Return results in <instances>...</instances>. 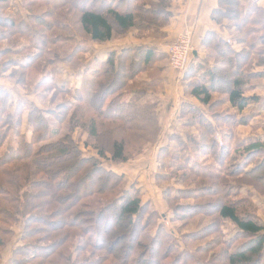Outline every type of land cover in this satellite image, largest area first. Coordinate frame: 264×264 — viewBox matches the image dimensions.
Listing matches in <instances>:
<instances>
[{"label":"trees","instance_id":"trees-1","mask_svg":"<svg viewBox=\"0 0 264 264\" xmlns=\"http://www.w3.org/2000/svg\"><path fill=\"white\" fill-rule=\"evenodd\" d=\"M257 1L247 6L243 0L217 1L211 19L218 25L225 20L232 23L234 42L228 44L210 31L204 35L200 47L206 51L205 61L213 58L212 65L199 80L185 83L187 94L202 107L186 100L178 116L184 120L187 114L181 128L200 126L199 142L194 143L193 151L187 138L174 132L156 155L155 179L169 202L191 199L194 203L182 206V211L188 209L189 219L194 216L193 208L210 206L211 214L203 213L210 221L198 230L210 231L189 238L196 241L194 250L201 251L200 257L180 250L170 233L159 228L151 233L150 219L157 213L151 211L143 220L149 204L143 202L141 188L136 183L127 184L123 174L105 167L102 161L126 162L155 141L160 130L159 101L152 100V94L162 86L163 69L158 63L167 55L149 45L93 52L92 43L105 44L130 32L140 39L165 37L164 29L172 18L171 0H34L27 4L23 19L2 17L1 12L14 5H10L11 0H0V26L9 29L0 33V40L11 39L16 45L18 37L26 39L14 47L0 48V63L8 56L3 64L14 63L24 69L39 58L53 61L50 56H60L58 51L66 48L67 38L50 32L70 27L68 20L73 18V28L83 37L73 40L63 58L70 62L75 56H88L76 69L93 78L87 94L80 86L57 88L70 96L59 106L69 111L65 133L61 128L53 129L37 107H30L26 120L31 135L27 137L20 130L22 114L7 111L6 93L0 90V264L21 218L19 244L4 264H264V223L251 202L255 193H264V176H255L264 169V138L234 143L236 126L247 121L235 119V113L217 111L215 107L221 103L213 98L221 91L223 103L235 112L259 100L247 96L256 81L264 78V71L256 70L264 66V8ZM38 5L45 9H30ZM10 54L21 57L15 59ZM145 72L147 79L138 78ZM184 79H189L187 74ZM54 116L60 122L59 114ZM220 125H228L227 130ZM77 128L88 135L90 139L82 142L97 156H82L70 134ZM10 130L11 139L7 138ZM198 155L210 157L212 163L203 164ZM82 168L84 174L77 178ZM206 196L215 199L205 204L200 200ZM77 207L87 209L89 217L76 221L85 213ZM173 211L177 218L181 208ZM223 222L233 225L237 236L243 237L238 246H230L236 238L221 237ZM209 234L217 235V240H206ZM77 238H83L90 249L82 260L80 252L85 248L78 242L67 244ZM219 246L222 249L218 251Z\"/></svg>","mask_w":264,"mask_h":264},{"label":"rangeland","instance_id":"rangeland-1","mask_svg":"<svg viewBox=\"0 0 264 264\" xmlns=\"http://www.w3.org/2000/svg\"><path fill=\"white\" fill-rule=\"evenodd\" d=\"M30 1H34V0H11L10 5H14V6L5 8L1 12V16L5 18L12 17L15 19H20V18L23 19L24 16H26L25 15L26 12H28L26 8L27 4H33V2L30 3ZM244 2H246V0H244ZM30 9L39 12V11H43L45 7L42 5H38V6H35V8H30ZM73 22H74V19L71 18L70 20H68L70 27L66 29L52 30L50 32L52 36L59 34L67 38V41H64L67 43L66 48L63 50L59 49L58 51L60 56H56V57L50 56L54 58L53 61H49L48 59H46L45 61L42 62L40 61L41 59L39 58L38 60L33 61V63L29 67L20 69V67L14 65V63L13 65L11 63L3 64V60L7 59L8 56H5V57L2 56L3 57V59H1L2 63H0L2 64V66H0L1 67L0 68V90H3L2 92L6 93V97H7L6 102H7V108H8L7 111L10 110V112L12 113L22 114L23 121H22V125L20 126L21 127L20 130L27 137L31 135V128L29 127L30 125H28V122L26 120V113L30 107H37L40 111L44 113L46 118L49 119L53 129L61 128V132L65 133L69 129L68 128L69 111H63L62 108L59 109V106L60 104H63V102H66L67 100H69L70 96L63 95V93L59 92L57 88L60 87L63 89L64 88L73 89L75 87L80 86L83 94L84 93L87 94L89 92V88L91 86V80L93 81V78L88 75H84L81 72V69L79 70L76 69L78 68L79 63L81 61L83 62L84 59L88 58V56H80V57L75 56L71 58L70 62L66 61L63 58V57H66L65 55H67L68 50L71 48L72 44L74 43L73 40L76 41V39L83 37L82 32L79 35L78 30L75 27L73 28L72 26ZM223 22L232 24L228 20H225ZM8 30L9 29L7 28L3 29V27L0 26V33L7 32ZM129 34H130V37H132V38L129 37L130 40L133 39V37L140 39L138 38L135 32H130ZM129 34L122 38L128 37ZM119 39L121 38H116L110 41L109 43H105V44L92 43V50L93 52L103 50L105 49L106 44H110L112 46V43L115 44L116 41ZM150 39L154 40V38H150ZM175 39L176 38L166 43L169 44L173 42ZM17 40L18 41L16 45L19 42L21 43V42L26 41V39L21 38V37H18ZM59 42L61 41L59 40ZM7 45H10L13 47L16 46L13 44L11 39L0 40V48H3ZM48 48H50V46ZM51 51L56 52V50H51ZM201 54L198 57L195 56L196 58H193L192 56V60L190 61L189 67L186 70H184V72H180V71L173 69L170 66L167 56L165 58L163 57L160 59V62L158 64L161 65L163 69L162 70V86L161 88H158L156 91H154L152 94L153 95L152 100L156 98L157 101H159V108L157 110V115L159 119L160 130L155 137V141H156V138L158 137L157 141L156 142L154 141L152 144L147 145L141 154L134 155L132 159L126 162L111 163L110 161L102 160L103 165L105 167L109 169H113L120 174H123L127 184L136 183L137 186L141 188V191L143 193L142 200L143 202L147 201L149 204L147 213L146 215H144L143 220H145V218L148 216V214L151 211H155L157 213V215L151 217L150 219L152 226L148 230L151 233H154L157 228H159V231L161 229L162 232L170 233L173 238L177 239V244L179 246L178 248L180 250L187 249L188 251H191L192 253H194L195 256H200V257H202L201 251L200 253H198V252H195L194 250L195 246L197 245L196 241H190L189 238H195L202 234H207L210 231V228L207 230L198 231V230H201L202 225L205 226L208 223L209 219L205 218L203 216V213H206L208 215L211 214L209 213L210 206L204 205L205 206L204 209L202 207L193 208L194 216L189 219L187 217L188 209H184V211H182V206H184L185 204H190L194 202L188 198H182L180 200L175 201L174 203L169 202V200H167V197L166 196L164 197L163 187L160 184H158V182L156 181L155 174L157 171L156 155L158 152V148L161 146V144L165 143V141H162V140H165L166 136L170 132L176 131L182 134V137H186L193 151L195 149L194 143L199 142L198 133L200 130L199 129L200 126L198 127L196 124L194 125V128H191V129L181 128L180 124H183L184 120L187 118L186 116L187 114L183 115L182 118H184V120L183 119L181 120L180 117H178L179 114L174 119L175 114L172 116V109H173V104H174L173 101H176L177 103H179L180 97H181L180 99H182L183 97L184 98L186 97L187 99H190L191 101H193L192 102L193 104L202 107L193 97L187 94L188 90L185 87V83H187L188 80H191V81L199 80L200 74L203 75L206 68L212 65L211 62L213 61V58H211L212 60L209 59V62H208V61H205L206 51L202 50ZM10 56L15 57V59H19L21 57V56H14L12 54H10ZM10 56L9 58H12ZM47 57L48 56H46V58ZM39 62L41 63V65L39 67H36ZM186 74H187V77L189 78L187 80L184 79V76H186ZM84 76L86 78L82 80V77ZM154 76L156 77L157 75H154ZM173 77H175L174 80H173ZM138 78H140L141 80L142 79L145 80L148 77L146 76V72H145L144 74H140ZM260 80L261 79L257 81H260ZM79 81H80V85H79ZM252 90L253 88L250 89L249 91H252ZM221 93H222L221 91H217L213 95L214 100L216 101L219 100V102L221 103V105H219V107H215V109L223 113V115L225 114L230 115L232 113L233 114L235 113V115H233L235 116V119H238V120L242 119V121L244 119L245 121H247V124L240 122L243 124L236 126L235 131H234L236 135H234L233 142L234 143L238 141L245 142L252 138H260V137L264 138V133H262L264 131L262 130L264 129V113H263V116H261L262 115L261 111H262V106H264V101L261 100V98L257 96L259 98V100H256L257 102L256 101L251 102L243 111L235 112V110L229 107L228 103H223V97ZM247 96H256V95L255 93L250 94L249 92H247ZM183 103L184 101H180L178 113H180V106ZM52 110H54V112ZM49 112H52V115L49 114ZM53 113L59 114L60 122L58 121L57 118L54 119L55 116ZM168 114L170 115V118L166 122L165 120ZM227 126L228 125L223 127L222 125H220V128L226 131ZM12 132L13 131L11 130L8 132L7 138L11 139L13 137ZM70 134H71V137L79 144V148L82 152L83 157L97 156L94 149H92L91 147H86L84 143L82 142L84 140L90 139L88 135L85 133V131L84 133H82L81 130L77 128L76 130L72 131ZM106 138H107V134L103 135L101 140L105 141ZM216 138L218 142L221 143V138L219 136H217ZM262 140L264 142V139ZM159 141H161L160 144H159ZM158 144L160 146H158ZM162 160H165V159H162ZM198 160L202 162L203 164H206L207 166H209V164L212 163V159L205 155H198ZM256 161H259V160H256ZM84 170L85 168H82L81 170H79L77 178H81L83 176ZM260 175L264 176V169H261L257 173H255V176H257V178ZM253 178L251 177V179ZM256 183H259V182L258 181L255 182V185ZM259 189L263 190L262 186ZM116 190L118 191V188ZM187 195H190V194L188 193V194H185L184 196H187ZM251 198H252L251 202L253 203L256 214L259 216V218L264 223V193L262 194L255 193ZM214 199L215 197L213 196H206L205 199H202L200 201L201 202L206 201L205 204H208V201H211ZM67 203L69 204V201ZM174 207L181 208L180 212H176L177 218H176V215L174 216L175 214L173 211ZM76 209L77 210L82 209L85 212L84 215L78 216V218H76V221H82L89 217V215H87L85 211L87 209H83L80 207H77ZM72 210L73 211L71 212L75 211V209H72ZM195 213H198V214L196 215ZM67 216H71V215L69 214ZM48 219H50V217ZM23 223H24V220L21 218L16 224V226L14 227L15 234L11 242L8 243V245L6 246L7 247L6 252H8V254H10V251H9L10 247H13L19 244V235L21 234ZM220 231H221V237L223 238V240H227V238H236L235 240L232 241L234 242V244H231L232 242L231 243L228 242L229 245L231 244L230 245L231 247L238 246V244H240L244 240L243 237L237 236V233L235 232L233 225H231L228 222L222 223L220 227ZM207 237H206V240H209V238H213L217 240V235L215 234H209ZM206 240H203V242H205ZM71 242H78L81 244L82 248L83 247L85 248L84 250L80 252L82 254L80 255V259L82 260V258L86 256L85 254L88 253V250H90L88 246L86 245L85 240L83 238L82 239L77 238V240L71 239L67 242V244L69 245ZM216 248H217L216 250L219 251L222 249V246H219ZM174 249L178 251L176 248ZM67 251H68V248L65 247L64 253H66ZM6 254L7 253H4L5 256ZM95 254L96 256H98L99 252ZM174 254H176L175 251H174ZM174 254L170 255L169 259L168 258L166 259V262H170V259L172 258ZM208 257L211 258V256L209 255ZM217 258L218 257L214 258L211 262H213ZM95 259L96 258L90 259V260L94 261Z\"/></svg>","mask_w":264,"mask_h":264},{"label":"crops","instance_id":"crops-1","mask_svg":"<svg viewBox=\"0 0 264 264\" xmlns=\"http://www.w3.org/2000/svg\"><path fill=\"white\" fill-rule=\"evenodd\" d=\"M217 1L218 0H171L170 10L172 12V18L168 26L164 29L166 34L165 37L154 40L150 38L137 39L133 37V39L130 40L129 39L130 34H129L128 37L117 40L115 44L112 43V46L110 44H106L105 45L106 47L103 50L105 51L109 49L119 50L121 48L128 46L149 45L165 53L167 46L166 42L171 41L174 38H177L184 31H189L191 33L193 52H196L197 57L200 56L202 52V48L200 47V42L204 37V35L209 31L216 33L220 38L225 40L228 44H232L234 40H233V33H232V29L230 28V24L222 22L221 24L218 25L211 19V13L216 8ZM250 1L252 0H246V2H244L243 0V4L247 6L250 3ZM257 5L259 7L264 8V0H258ZM192 56L193 58H196L194 54H192ZM256 70L264 71V66L258 67ZM174 78L175 77H173V80ZM79 85H80V81H79ZM249 93L250 94L255 93L256 96L260 97L261 100L264 101V78H262L260 81H257L254 84L253 90L249 91ZM180 98H179L180 101L187 100L189 102H193L190 99H187L186 97L185 98L183 97L182 99ZM180 101L179 103L173 101L174 104L172 109V116L175 114L174 119L179 114L178 110H179ZM261 112H262L261 116H263L264 106H262ZM169 118L170 115L168 114L165 121L167 122ZM174 132L176 131L170 132L166 136V139L162 140L165 141V143L161 145H165L166 142L168 141L169 136ZM262 133H264V131ZM160 142L161 141H159V144ZM159 144L158 146H160ZM13 247L9 248L10 254L6 252L7 247L2 252V264H4L10 258ZM4 253H7L6 256L4 255Z\"/></svg>","mask_w":264,"mask_h":264},{"label":"built area","instance_id":"built-area-1","mask_svg":"<svg viewBox=\"0 0 264 264\" xmlns=\"http://www.w3.org/2000/svg\"><path fill=\"white\" fill-rule=\"evenodd\" d=\"M166 54L170 66L177 71L184 72L192 60L193 46L191 33L184 31L173 42L167 44Z\"/></svg>","mask_w":264,"mask_h":264},{"label":"water","instance_id":"water-1","mask_svg":"<svg viewBox=\"0 0 264 264\" xmlns=\"http://www.w3.org/2000/svg\"><path fill=\"white\" fill-rule=\"evenodd\" d=\"M193 54L196 56V52H193Z\"/></svg>","mask_w":264,"mask_h":264}]
</instances>
